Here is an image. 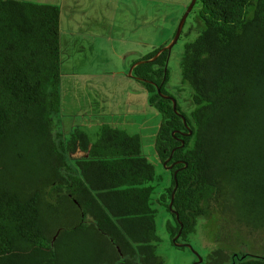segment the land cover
Returning a JSON list of instances; mask_svg holds the SVG:
<instances>
[{"label": "trees", "instance_id": "obj_1", "mask_svg": "<svg viewBox=\"0 0 264 264\" xmlns=\"http://www.w3.org/2000/svg\"><path fill=\"white\" fill-rule=\"evenodd\" d=\"M197 5L205 28L181 61L191 117L177 103L186 125L157 92L168 95L169 52L133 70L162 115L158 158L176 163L162 197L168 231L187 243L199 218L217 216L219 246L204 264H264V0ZM60 20L58 6L0 0V264H162L155 170L139 138L105 127L93 142L79 127L67 138L59 130ZM18 160L40 181L20 176Z\"/></svg>", "mask_w": 264, "mask_h": 264}, {"label": "rangeland", "instance_id": "obj_2", "mask_svg": "<svg viewBox=\"0 0 264 264\" xmlns=\"http://www.w3.org/2000/svg\"><path fill=\"white\" fill-rule=\"evenodd\" d=\"M86 0V10L92 8L97 15L100 27L91 38H77L75 35L66 38L62 35L61 60V126L60 131L69 137L74 127L84 130L93 142H96L105 127L117 129L129 136H137L141 145V156L154 167L155 180L150 183L152 209L155 212L156 252L162 264H204L207 256L219 244H215L217 216L199 218L196 231L189 235L188 244L193 248H178L173 244L168 231V224L174 223L162 199L165 190L170 187V170L158 158L155 142L162 122V115L149 105L146 92L142 97L144 86L130 72L137 64V56H149V52L165 47L168 35H173L191 0ZM83 4V0H81ZM129 6L124 7V6ZM201 6L197 5L190 13L184 32L193 26L189 36L182 35L173 47L167 61L168 82L165 91L176 100L182 112L191 117L194 110L193 91L184 83L181 75V61L185 46L200 35L205 26L199 16ZM107 22H115L116 27ZM105 23V24H102ZM176 23V24H175ZM78 32L73 27L69 33ZM117 24L120 27H117ZM169 28L170 33L167 31ZM94 30V29H89ZM93 41V42H92ZM145 43V45H144ZM142 55V56H144ZM116 74V79L111 77ZM114 76V77H115ZM100 80H104L101 83ZM135 81V82H134ZM146 90V89H145ZM148 93V92H147ZM143 94V95H144ZM149 99L150 94L148 93ZM145 103V104H144ZM101 113V114H100ZM79 115V116H78ZM60 123V122H59ZM13 168L25 180L40 181L41 171L28 167L18 160ZM30 171L32 175L29 174ZM62 210L48 216L57 223L61 220ZM52 218V219H51ZM217 246V247H216ZM236 250V249H233ZM202 258L203 262H199Z\"/></svg>", "mask_w": 264, "mask_h": 264}, {"label": "crops", "instance_id": "obj_3", "mask_svg": "<svg viewBox=\"0 0 264 264\" xmlns=\"http://www.w3.org/2000/svg\"><path fill=\"white\" fill-rule=\"evenodd\" d=\"M19 1H30V2H35V3H39V4H50V5H55L58 6L61 9V20H60V43H61V54H62V42L64 39V44L65 43H69L68 40L66 39L68 37V35L73 36L75 35L77 38H83L84 40H86V38H91L92 33L97 34L95 29L100 27V23L98 22V18L97 15H89V13H96L94 11H96L97 7L94 9L90 8L88 10H86L87 7H93L92 6H86L84 5L86 3V0H83V4L81 3V0H19ZM131 0H126L127 3H130ZM118 5H121V3L118 0ZM124 6V5H123ZM124 7H129V6H124ZM69 22V24H65V29L66 31L69 33V31H71V29L73 27L77 28L78 32H71L69 34L65 33L63 30V23ZM109 27L115 28L116 27V23L115 22H107ZM105 24V23H102ZM176 24V23H175ZM178 26V25H177ZM117 27H120L119 24H117ZM89 29H94V30H90ZM177 29V28H176ZM175 29V25H174V30L173 28H169L167 31L170 33V30H173V35H171V37H167V39L164 41L165 44H169L176 32ZM62 35H63V39H62ZM93 42V41H92ZM145 45V43H144ZM166 45V46H167ZM143 52V51H142ZM142 52H140V54L137 56V60L136 61H141L142 59H144L146 57V55L142 54ZM153 53L149 52V55H151ZM144 55V56H142ZM116 74H114L115 76ZM111 77L112 80L116 79L115 77ZM101 83H104V80H100ZM135 82V81H134ZM143 94L146 92L147 97H148V101L150 102L148 93L145 89H143ZM141 94L142 97H145L146 94ZM145 104V103H144ZM150 106H152L149 103ZM101 114V113H100ZM79 116V115H78ZM82 126V124H81ZM81 126L79 128H81ZM76 128V127H74ZM72 128L71 130H69L70 132L74 129Z\"/></svg>", "mask_w": 264, "mask_h": 264}, {"label": "water", "instance_id": "obj_4", "mask_svg": "<svg viewBox=\"0 0 264 264\" xmlns=\"http://www.w3.org/2000/svg\"><path fill=\"white\" fill-rule=\"evenodd\" d=\"M198 0H191V3L189 4V6L187 7L184 15L182 16V18L180 19L179 23H178V26H177V29H176V32H175V35L172 39V41L167 45L165 46L164 48L161 49V51L153 58V59H150L148 61H140V62H137L136 65H134V67L132 68L131 72H130V75L133 74V70L136 66L140 65V64H143V63H148V62H151V61H154L156 60L161 53H163L164 51H168L169 54L170 52L172 51L173 47L178 43V41L180 40L181 38V35H182V32H183V29H184V26H185V23L190 15V13L192 12V10L194 9L196 3H197ZM167 71V67L165 68V73ZM133 76V75H132ZM134 77V76H133ZM157 92L158 94L160 95V97L164 98V99H168L170 100L172 103H173V109H174V112L176 114H178V116H180L184 122V124L186 125L187 122H186V118L178 112L177 110V102L174 98H172L171 96H168V95H164L162 92H161V87H158L157 88ZM185 136H188V135H192V130L189 129V133H183ZM170 159H168L166 162H165V165L167 166V164L169 163ZM176 165V163L172 164L171 166H168L167 168L169 170L173 169V167ZM177 174V172L175 173V175ZM177 187L178 185L176 184V187L172 193V198H171V202H170V209L173 210V204H174V198H175V193L177 191ZM173 213L176 215L177 219L179 218L178 217V214L177 212L173 211ZM180 235H181V231L180 233L173 239V243L175 244L176 247L178 248H190L193 250L192 246L188 243H178L177 241L179 240L180 238ZM199 262H203V259L200 258L199 259Z\"/></svg>", "mask_w": 264, "mask_h": 264}]
</instances>
